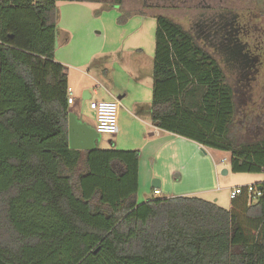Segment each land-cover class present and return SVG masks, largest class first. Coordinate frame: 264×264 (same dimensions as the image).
Returning <instances> with one entry per match:
<instances>
[{
  "label": "trees",
  "instance_id": "1",
  "mask_svg": "<svg viewBox=\"0 0 264 264\" xmlns=\"http://www.w3.org/2000/svg\"><path fill=\"white\" fill-rule=\"evenodd\" d=\"M60 1L0 0V264H264V182L260 198L245 186L229 209L199 197L139 203V151L70 148ZM155 18L152 123L230 153L233 174L264 175V116L244 121L249 79Z\"/></svg>",
  "mask_w": 264,
  "mask_h": 264
},
{
  "label": "crops",
  "instance_id": "2",
  "mask_svg": "<svg viewBox=\"0 0 264 264\" xmlns=\"http://www.w3.org/2000/svg\"><path fill=\"white\" fill-rule=\"evenodd\" d=\"M79 4L91 3H58L56 43V60L68 69L74 99L69 106L68 133L78 147L76 151H139V203L151 199L158 189L164 198L199 197L229 209L232 189L264 182L263 174H233L230 153L205 148L157 128L151 119L155 54L149 56L140 47L125 49L117 40L109 44L107 35L96 30L103 28L100 16H93L100 20L97 27L92 16L81 24L86 16H76L77 10L85 9ZM99 100L120 103L119 132L107 140L106 135L96 132V116L90 109V103ZM154 181L160 182L159 187H153Z\"/></svg>",
  "mask_w": 264,
  "mask_h": 264
},
{
  "label": "rangeland",
  "instance_id": "3",
  "mask_svg": "<svg viewBox=\"0 0 264 264\" xmlns=\"http://www.w3.org/2000/svg\"><path fill=\"white\" fill-rule=\"evenodd\" d=\"M75 1H89L92 6L79 4L85 9L77 10L76 16H86L81 24L92 16L93 26L97 27L100 20L93 16H100L103 28L96 30L107 35L109 44L117 40L123 48L140 47L149 56L156 50L155 17L161 14L171 18L217 53L232 78H239L242 84L249 79L252 100L244 106V121L264 116V0H123L122 5L119 0ZM234 15L238 16V24L230 17H218ZM253 56L255 60H250Z\"/></svg>",
  "mask_w": 264,
  "mask_h": 264
},
{
  "label": "built area",
  "instance_id": "4",
  "mask_svg": "<svg viewBox=\"0 0 264 264\" xmlns=\"http://www.w3.org/2000/svg\"><path fill=\"white\" fill-rule=\"evenodd\" d=\"M74 102L72 91L69 89V105ZM90 109L95 113L96 116V132L99 135L116 136L119 132V110L120 103L116 100L113 101H93L90 103ZM244 187H237L231 190L230 200L238 198L242 194ZM250 202L256 201L263 194L260 189L254 185L246 186ZM162 193L156 189L154 191V197H161Z\"/></svg>",
  "mask_w": 264,
  "mask_h": 264
},
{
  "label": "water",
  "instance_id": "5",
  "mask_svg": "<svg viewBox=\"0 0 264 264\" xmlns=\"http://www.w3.org/2000/svg\"><path fill=\"white\" fill-rule=\"evenodd\" d=\"M71 129H72V127H71ZM69 146H70V148L72 149V150H76L78 147L76 146V144H74V141H73V139H72V136L70 135V139H69ZM226 173H228V172H223V174L224 175H226ZM159 185H160V182L159 181H154V183H153V187H159Z\"/></svg>",
  "mask_w": 264,
  "mask_h": 264
}]
</instances>
